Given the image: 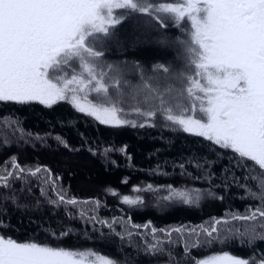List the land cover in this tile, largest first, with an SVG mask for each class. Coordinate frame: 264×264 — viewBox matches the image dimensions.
Instances as JSON below:
<instances>
[{
	"label": "snow or ice",
	"instance_id": "snow-or-ice-1",
	"mask_svg": "<svg viewBox=\"0 0 264 264\" xmlns=\"http://www.w3.org/2000/svg\"><path fill=\"white\" fill-rule=\"evenodd\" d=\"M115 8L146 15L163 29L168 26L166 21L178 28L182 21H190V38L180 41L185 45L186 54L183 71L170 73L164 64H155L152 74L146 75L142 65L126 68L104 61V52L97 50V45L109 36L110 27L121 22L113 16ZM165 42L166 38L161 40ZM77 61L83 69L79 77L72 75L68 79L57 75L56 69L76 66ZM161 70L167 75L162 76ZM132 75L138 78L137 83L127 79ZM74 84L76 87H72ZM88 91L101 94L94 98L101 103L88 100ZM192 97L200 101L203 114L200 119L185 112ZM62 101L79 113L94 117L100 124L114 128L155 126L153 118L159 116L183 133L203 138L221 154L230 151L229 174L236 168L247 169L249 162L264 170V0H185L182 5L153 4L150 0H0V102L19 105L36 102L52 108ZM130 116L144 119L137 122ZM56 139L65 148L69 147L59 136ZM42 172L53 177L46 167L25 168L12 157L0 174V199L7 197L11 202L18 193L30 192L28 178ZM47 177L45 184L58 194V199L48 201L50 204L76 206L79 203L58 189L54 179ZM242 181L243 178L237 181L233 174V183L244 187ZM17 184L21 187H15ZM168 193L164 200L176 199L184 205L198 204L206 197L221 201L224 198L222 190L218 195L198 187L189 192L169 186ZM257 193L261 195L257 197ZM49 194L40 189L41 197ZM251 198L258 199L259 203L246 209L245 214L231 217L233 221L259 225L243 232L237 229L236 234L247 237L249 245L257 240L264 242V181L253 187ZM122 202L142 203L139 198L129 196H124ZM96 204L99 206L98 201ZM222 223L228 221L215 219L209 227L191 229L187 233L189 238H194L191 248L187 243L184 245L179 261L172 258L174 251L169 252V264H264V254L245 259L223 252L206 259L193 258V249L226 243L228 238L223 233L217 234V226ZM7 227V218L0 213V264H117L106 257L91 261L88 258L93 253L66 251L43 242L18 241L4 234ZM108 227H112L111 223ZM134 227L138 234L141 226ZM150 231L156 233L155 228ZM174 231L184 234L180 228ZM61 235L71 233L62 230L54 234ZM116 235L121 238L119 233ZM166 235L169 239L164 244L175 247L171 233ZM145 254L149 257L164 254L161 242L145 245Z\"/></svg>",
	"mask_w": 264,
	"mask_h": 264
},
{
	"label": "trees",
	"instance_id": "trees-1",
	"mask_svg": "<svg viewBox=\"0 0 264 264\" xmlns=\"http://www.w3.org/2000/svg\"><path fill=\"white\" fill-rule=\"evenodd\" d=\"M174 1L150 0L153 4H177ZM115 18L121 22L110 27L109 36L97 45V50L104 52V61L126 68L142 65L146 75L152 74L155 64H164L170 73L183 71L186 54L185 45L180 41L190 38V21H182L179 28L166 21L168 26L163 29L148 16L127 9H119ZM165 38L166 42L161 43ZM78 64L77 61L76 66L61 67L64 76L79 77L83 69ZM161 75H164L162 70ZM127 79L138 82L135 75ZM100 95L87 92V98L96 103H101L94 99ZM199 102L195 97L189 99L186 114L197 118ZM129 118L137 122L144 119ZM153 119L155 126L114 128L79 113L63 101L52 108L36 102L29 105L0 102V174L12 157L25 168L46 167L53 173V177L43 172L29 177L31 191L18 193L11 202L7 197L0 199V213L6 216L9 225L4 234L21 242H43L66 251L93 253L89 258L106 257L117 264H169V252L174 251L172 258L179 261L184 245L187 243L191 248L194 238L187 236L191 229L200 230L221 219L228 223L218 225L217 234L223 233L228 238L226 243L193 249L191 256L205 259L214 253L228 252L245 259L259 258L264 254V242L257 240L249 245L247 237L236 234L237 229L243 232L259 225L233 221L231 217L245 214L246 209L259 203L258 199L251 198V193L254 186L264 181V170H258L254 162H249L247 169L236 168L233 174L237 181L243 178L244 187H241L233 183V174H229L230 151L221 154L203 138L183 133L159 116ZM57 136L69 147L65 148ZM46 177L54 179L58 189L79 203L76 206L50 204L48 201L58 199V194L45 184ZM169 186L189 192L198 187L218 195L222 190L224 198L221 201L206 197L198 204L184 205L176 199L164 200ZM40 189L50 194L41 197ZM124 196L139 198L142 203L125 204ZM99 221L111 223L112 227ZM134 225L141 226L138 234ZM151 228L156 229L155 234ZM177 228L183 229L184 234L176 233ZM62 230L71 235L54 236ZM128 232L132 235L128 236ZM117 233L121 238H117ZM167 233H171L175 247L164 244L169 239ZM157 241L161 242L164 254L147 256L145 245Z\"/></svg>",
	"mask_w": 264,
	"mask_h": 264
},
{
	"label": "rangeland",
	"instance_id": "rangeland-1",
	"mask_svg": "<svg viewBox=\"0 0 264 264\" xmlns=\"http://www.w3.org/2000/svg\"><path fill=\"white\" fill-rule=\"evenodd\" d=\"M174 2H176L178 5H182V4H184L185 3V0H175ZM167 3H171V2H167ZM119 9H123V8H115V9H113V16L115 17V13L117 12V11H119ZM160 29V28H159ZM174 44L179 48V45L176 43V42H174ZM56 73H57V75H60V76H64V71H62V68H59V69H57V71H56ZM80 74H81V72H80ZM164 75H166V74H164ZM74 87H76V85L74 84L73 85ZM78 95H80V96H84V93H78ZM89 100V99H88ZM91 101V100H90ZM92 103H96V102H94V101H91ZM200 103V102H199ZM104 106L105 107H107V105H105L104 104ZM200 107H201V105H200ZM198 112V111H197ZM199 112H200V110H199ZM198 112V117L197 118H195V117H192V118H194V119H200L201 118V116L203 115L202 113H199ZM94 118V117H93ZM95 119V118H94ZM203 122V121H202ZM222 253H214V254H211V255H221ZM210 256V255H209ZM99 256H95V257H92V258H88V259H90L91 261H98L99 260ZM206 259V258H205Z\"/></svg>",
	"mask_w": 264,
	"mask_h": 264
}]
</instances>
